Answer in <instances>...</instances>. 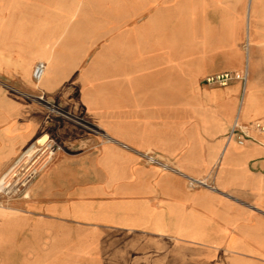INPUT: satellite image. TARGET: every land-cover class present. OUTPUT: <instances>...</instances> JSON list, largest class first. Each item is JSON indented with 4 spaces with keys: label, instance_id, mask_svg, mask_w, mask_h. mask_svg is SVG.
Wrapping results in <instances>:
<instances>
[{
    "label": "crops",
    "instance_id": "crops-1",
    "mask_svg": "<svg viewBox=\"0 0 264 264\" xmlns=\"http://www.w3.org/2000/svg\"><path fill=\"white\" fill-rule=\"evenodd\" d=\"M4 5L0 90L76 105L92 128L34 125L0 95V182L39 138L61 139L0 210V264H264V134L251 128L264 120V0ZM242 72L244 85L204 84ZM235 121L242 146L226 143Z\"/></svg>",
    "mask_w": 264,
    "mask_h": 264
},
{
    "label": "rangeland",
    "instance_id": "rangeland-1",
    "mask_svg": "<svg viewBox=\"0 0 264 264\" xmlns=\"http://www.w3.org/2000/svg\"><path fill=\"white\" fill-rule=\"evenodd\" d=\"M4 4H5V0L4 1L0 0V12L5 11ZM199 34H200L199 35L200 42H198V45L201 48V32ZM259 62L260 64H264L262 63L263 59H259ZM0 95L3 98L13 101L14 104L17 103L18 109H21V108L28 109L31 123L34 125L37 124V121H38L37 119H39V117H45L47 120L46 122L47 125H50V124L54 125V123H56V127H52V128L49 127L52 130L62 129V130H66V132L71 133L72 131H78V130L85 131L84 129L92 128V127L87 126L84 123V121H79L78 118H83V113L79 111V107H77L76 105H73V106L72 105H61V106L54 105L53 103L49 102V100L43 94L38 93V91L35 89L32 91H22V90H16V89L5 87L3 90H0ZM67 96L69 97V95ZM75 97H76L75 93L70 95V99H75ZM39 98H41V100H39ZM38 138L39 137L37 135L34 139H32L31 144L35 142ZM49 138L50 137L42 136L41 138L38 139L39 141L37 140V142L39 143H37L36 145L38 144L41 145L47 140L51 142L52 145H55V143H57V146H60L58 142H60L61 139H56V141L53 142V139L52 138L49 139ZM37 151H38V148L35 149L33 153H31V156L33 157L37 153ZM20 197L21 196L16 195V196H12L11 198V196L9 195L4 196L3 194H0V210L14 208L12 207V203H15L18 199H20Z\"/></svg>",
    "mask_w": 264,
    "mask_h": 264
},
{
    "label": "built area",
    "instance_id": "built-area-1",
    "mask_svg": "<svg viewBox=\"0 0 264 264\" xmlns=\"http://www.w3.org/2000/svg\"><path fill=\"white\" fill-rule=\"evenodd\" d=\"M45 66L43 63H37L34 71H33V79L38 80V78L42 75ZM247 80V73H224L220 75L210 76L204 80V84L207 86H218L225 87L232 81H240L244 85ZM251 128L257 133L264 134V120L254 122L251 125ZM250 137L243 132L237 121H235L226 137V143H230L231 141H235L237 145H244ZM50 150H52L50 148ZM53 151V150H52ZM39 151L32 157H38ZM39 172L31 169L30 171H20L18 174H15L13 177L9 176L6 183L0 188V194L4 196H22L24 191L28 188V186L33 182Z\"/></svg>",
    "mask_w": 264,
    "mask_h": 264
},
{
    "label": "bare ground",
    "instance_id": "bare-ground-1",
    "mask_svg": "<svg viewBox=\"0 0 264 264\" xmlns=\"http://www.w3.org/2000/svg\"><path fill=\"white\" fill-rule=\"evenodd\" d=\"M35 66H34V68H35ZM34 68H33V71H34ZM33 71H32V76H33ZM40 77L38 79H40ZM37 143H39V142L36 141L33 145H31L28 149H26L14 161L11 171L3 179V181L0 182V188L3 186V184L6 183L9 176L13 177L15 174H18V172H20V171L26 172L28 170L30 171L31 169L40 173L45 168V166L51 161L54 153L49 148H47V147L44 148L47 144V140H46V142H44L41 145H39V144L36 145ZM39 147H41V149L38 150L39 156L32 158L31 153H33V151Z\"/></svg>",
    "mask_w": 264,
    "mask_h": 264
}]
</instances>
